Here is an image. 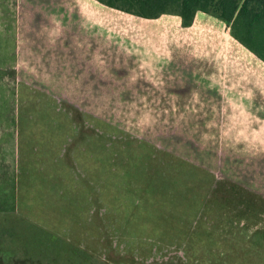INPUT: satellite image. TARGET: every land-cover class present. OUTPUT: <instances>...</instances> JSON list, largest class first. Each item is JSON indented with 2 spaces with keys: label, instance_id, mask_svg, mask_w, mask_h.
Instances as JSON below:
<instances>
[{
  "label": "rangeland",
  "instance_id": "obj_1",
  "mask_svg": "<svg viewBox=\"0 0 264 264\" xmlns=\"http://www.w3.org/2000/svg\"><path fill=\"white\" fill-rule=\"evenodd\" d=\"M68 1L88 8L71 40L33 0H0V66L14 50L17 71L0 264H264L259 106L166 88L170 13Z\"/></svg>",
  "mask_w": 264,
  "mask_h": 264
},
{
  "label": "crops",
  "instance_id": "obj_2",
  "mask_svg": "<svg viewBox=\"0 0 264 264\" xmlns=\"http://www.w3.org/2000/svg\"><path fill=\"white\" fill-rule=\"evenodd\" d=\"M82 3L89 4V0ZM24 5L38 15L39 23L57 18V25L65 23L66 29L70 28L67 40L73 39L71 28L80 19L77 13L88 9L79 4L77 10H68L62 0H33L31 5ZM83 25L80 20L78 30H86L88 20L87 26ZM221 79L225 80L224 85ZM165 85L167 89L176 86L180 96L195 99L186 104H235L231 98L240 94L246 99L244 102L259 106V118L264 121V59L236 39L224 20L210 13L196 11L193 22L187 26L177 14L165 16Z\"/></svg>",
  "mask_w": 264,
  "mask_h": 264
},
{
  "label": "trees",
  "instance_id": "obj_3",
  "mask_svg": "<svg viewBox=\"0 0 264 264\" xmlns=\"http://www.w3.org/2000/svg\"><path fill=\"white\" fill-rule=\"evenodd\" d=\"M14 4V0H9ZM100 2L146 18L163 13L177 14L182 24L193 22L201 10L224 20L232 35L264 59V0H99ZM12 40V38H11ZM9 54V53H8ZM16 52L8 55V63L0 66V210L10 205L5 189L16 184ZM14 195V193H13ZM4 198V199H2Z\"/></svg>",
  "mask_w": 264,
  "mask_h": 264
}]
</instances>
